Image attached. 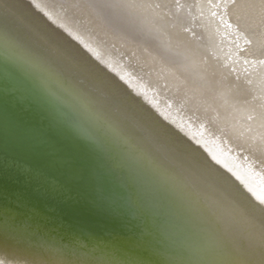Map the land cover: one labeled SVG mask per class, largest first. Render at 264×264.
I'll list each match as a JSON object with an SVG mask.
<instances>
[{"label": "bare ground", "instance_id": "1", "mask_svg": "<svg viewBox=\"0 0 264 264\" xmlns=\"http://www.w3.org/2000/svg\"><path fill=\"white\" fill-rule=\"evenodd\" d=\"M2 61L115 172L84 191L147 255L30 216L0 222V264H264V0H0Z\"/></svg>", "mask_w": 264, "mask_h": 264}, {"label": "water", "instance_id": "2", "mask_svg": "<svg viewBox=\"0 0 264 264\" xmlns=\"http://www.w3.org/2000/svg\"><path fill=\"white\" fill-rule=\"evenodd\" d=\"M1 63L0 222L7 221L10 230L24 228V218L31 216L27 229L34 235L45 233L49 239L57 234L71 244L81 239L89 248L108 247L111 255L121 252L144 258L147 254L140 255V250L145 243L119 233L125 230L118 217L107 211L102 199L84 191L89 166H99L93 168L97 182L109 173L117 183L115 172L102 167L100 157L90 153L92 149L68 128L53 123L39 99L23 95L19 72ZM104 188L102 192L108 193ZM94 203L101 205L100 215L93 212L90 204Z\"/></svg>", "mask_w": 264, "mask_h": 264}, {"label": "rangeland", "instance_id": "3", "mask_svg": "<svg viewBox=\"0 0 264 264\" xmlns=\"http://www.w3.org/2000/svg\"><path fill=\"white\" fill-rule=\"evenodd\" d=\"M155 76H157L156 78L159 79L160 83L162 81L167 80L166 78L161 77L159 74H155ZM212 120L214 121V119H212ZM213 121L212 122L208 121L210 127H215V129L217 128V132L220 136L226 138L227 140L232 141L234 144H236V146L241 147L237 140H235L233 137L231 138L232 134H230L231 133L230 131L228 132V130L225 129V126H224L225 124L221 123V121L220 122L219 121L213 122ZM256 157L258 158L257 163L259 164V167L263 168L264 167V155H262V153H258V155H256Z\"/></svg>", "mask_w": 264, "mask_h": 264}]
</instances>
